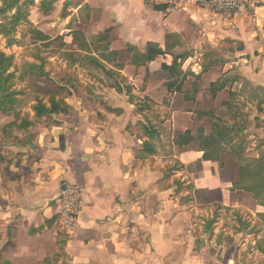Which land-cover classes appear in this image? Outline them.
Wrapping results in <instances>:
<instances>
[{
    "label": "crops",
    "instance_id": "crops-1",
    "mask_svg": "<svg viewBox=\"0 0 264 264\" xmlns=\"http://www.w3.org/2000/svg\"><path fill=\"white\" fill-rule=\"evenodd\" d=\"M35 2L32 43L56 49L49 78L72 110L0 111V264H258L263 235L195 227L214 208L264 218V0L233 19L163 0ZM150 43L165 54L135 64ZM25 112L34 125L19 128ZM64 180L83 192L72 235L55 222Z\"/></svg>",
    "mask_w": 264,
    "mask_h": 264
},
{
    "label": "rangeland",
    "instance_id": "rangeland-1",
    "mask_svg": "<svg viewBox=\"0 0 264 264\" xmlns=\"http://www.w3.org/2000/svg\"><path fill=\"white\" fill-rule=\"evenodd\" d=\"M38 2V1H37ZM37 2L31 7H25L26 11H31L34 13L36 10ZM0 7H2V0H0ZM32 20H37L39 16L31 15ZM5 23V19L0 15V26ZM36 32L34 30V23L31 20L22 23L17 27L16 32L11 35H0V52H4L6 55H13L15 58V65L10 69L9 72H14V78L9 82L12 85L10 86L13 91L19 93L18 105L23 106L22 108L27 109L31 108L35 104L36 97H42V93L48 89H53L55 87V81L49 78V74L53 72L52 66L50 65L48 58L54 54L56 49L50 47L35 46L32 43V39L35 37ZM15 41L11 45L8 44L10 41ZM28 63L40 65L44 68L47 76L40 78L31 74L25 75L23 79L20 78L24 74L28 66ZM217 66L216 72H222L221 65ZM62 70V67L60 68ZM28 113V112H25ZM5 119V117H0ZM264 152V149H263ZM199 198L203 201L218 200L220 198L219 194L214 192L206 196L202 194L199 195ZM217 204V203H216ZM215 204V205H216ZM218 205V204H217ZM212 213L209 216H204L203 218H198V222L195 235H226V233L233 232L234 235L239 231H244L243 235H263L261 242L257 244V248L261 250L263 256H259L255 259L258 264H264V218L259 220L257 223H252L249 220L250 214L245 216L244 213H240L237 210L232 212H227L224 214L223 211H220V208L212 209ZM200 219H205V222H202ZM211 221H215L213 224L212 231H206V227ZM254 262V260H253Z\"/></svg>",
    "mask_w": 264,
    "mask_h": 264
},
{
    "label": "trees",
    "instance_id": "trees-1",
    "mask_svg": "<svg viewBox=\"0 0 264 264\" xmlns=\"http://www.w3.org/2000/svg\"><path fill=\"white\" fill-rule=\"evenodd\" d=\"M34 4V0H2V7H0V15L4 17L5 23L0 26V35H11L16 32L18 26L22 23L27 22L29 20V11H26L25 7H31ZM15 41H10L8 44H12ZM165 54V52L156 44L150 43L147 46V49L144 53H136L134 54V63L139 65H146L149 62L156 60L159 56ZM183 56H176L172 65H163V70L168 72L170 76V82L168 83V87L171 88L174 84L173 82L178 81L174 79L180 72V63L179 59ZM15 65V58L13 55L8 56L4 52H0V111L9 112L16 109L18 105V95L16 91L11 89V83H9L14 78V72H9L12 67ZM28 68L23 71L24 74L20 76L21 79L25 77V75L31 74L40 78L47 76L42 66L40 65L28 63ZM174 79V80H173ZM72 88L77 89L78 81L69 76L68 81ZM68 83V84H69ZM183 83L180 84L182 86ZM181 87H179L180 89ZM71 95L70 88L67 85H56L53 89H48L42 93V97H36L35 104L32 105V109L35 113L34 120H41L46 117L48 120L54 121L52 116L55 114H70L71 106L67 103L66 99ZM132 98V97H131ZM145 106L140 107V112H143ZM21 113L17 114L16 121L21 120V125L19 128H27L29 126L34 125V121L30 120V114L26 113L23 117H19ZM54 123H57L56 121ZM16 126V122H13L7 127ZM143 126V124L141 125ZM219 130L218 134L221 139H224L226 136V132L229 131L228 128H223ZM146 134L149 136L151 140L155 138L156 131L153 127H145ZM207 144L213 145V143L207 142ZM146 152L148 154H154L155 148L152 141L144 142L143 149L139 155ZM208 156L206 155V158ZM215 221H211L209 225L206 227V231H212L213 224Z\"/></svg>",
    "mask_w": 264,
    "mask_h": 264
},
{
    "label": "built area",
    "instance_id": "built-area-1",
    "mask_svg": "<svg viewBox=\"0 0 264 264\" xmlns=\"http://www.w3.org/2000/svg\"><path fill=\"white\" fill-rule=\"evenodd\" d=\"M167 12L187 10L196 7L211 13L233 19L242 10L255 5L256 0H163ZM156 2V1H155ZM55 198V222L62 233L72 235L83 212V192L81 188L68 181L61 182Z\"/></svg>",
    "mask_w": 264,
    "mask_h": 264
}]
</instances>
